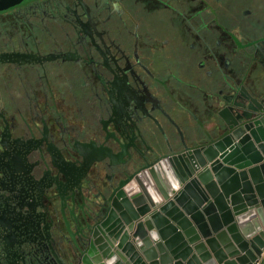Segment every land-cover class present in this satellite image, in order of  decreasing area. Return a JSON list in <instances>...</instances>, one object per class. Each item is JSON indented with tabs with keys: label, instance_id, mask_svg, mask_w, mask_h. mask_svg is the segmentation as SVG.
Masks as SVG:
<instances>
[{
	"label": "flooded vegetation",
	"instance_id": "obj_1",
	"mask_svg": "<svg viewBox=\"0 0 264 264\" xmlns=\"http://www.w3.org/2000/svg\"><path fill=\"white\" fill-rule=\"evenodd\" d=\"M210 6L208 0H0V223L12 241L19 218L51 239V199L59 204L75 191L78 211L84 194L107 198L147 163L171 155L168 146L199 130L193 122L202 126L185 98L209 120L212 104L229 95L227 81L264 80L241 78L249 59L238 45L242 35L205 23ZM157 12L164 22L152 17ZM245 41L264 66V38ZM193 68L205 69L204 78L196 79ZM179 70L187 72L182 84L212 83L215 96L196 102L179 88Z\"/></svg>",
	"mask_w": 264,
	"mask_h": 264
},
{
	"label": "water",
	"instance_id": "obj_2",
	"mask_svg": "<svg viewBox=\"0 0 264 264\" xmlns=\"http://www.w3.org/2000/svg\"><path fill=\"white\" fill-rule=\"evenodd\" d=\"M227 86L214 140L147 163L107 198L84 194L78 211L75 191L51 199V239L19 218L12 241L0 223V264H255L264 249V80L253 92Z\"/></svg>",
	"mask_w": 264,
	"mask_h": 264
},
{
	"label": "rangeland",
	"instance_id": "obj_3",
	"mask_svg": "<svg viewBox=\"0 0 264 264\" xmlns=\"http://www.w3.org/2000/svg\"><path fill=\"white\" fill-rule=\"evenodd\" d=\"M208 1L211 6L204 10L202 19L212 26L220 23L231 35H238V29L239 34L242 35L238 42L239 48L244 47V49L251 50L253 45L244 43L246 39L256 42L257 39L264 38V0ZM152 17L155 20L161 19L159 21L163 20V22L165 18L160 12L153 14ZM205 23L201 22L202 30L206 29ZM248 45L249 47H247ZM243 56L246 54L243 53ZM163 156L159 155L158 159Z\"/></svg>",
	"mask_w": 264,
	"mask_h": 264
},
{
	"label": "crops",
	"instance_id": "obj_4",
	"mask_svg": "<svg viewBox=\"0 0 264 264\" xmlns=\"http://www.w3.org/2000/svg\"><path fill=\"white\" fill-rule=\"evenodd\" d=\"M245 42H247V41H245ZM247 54L249 56V59L248 60L245 59V61H244L243 65H244V70L245 71L242 72V74H241L242 77L241 78L244 80L246 78V76H248V75H250L251 77L253 76V77L260 78L262 75H264V66H262L260 62H257L254 59L255 55H254L253 47L251 48V50H248ZM251 64H253L254 67H252V69L249 70L248 67H249V65L251 66ZM248 70L250 71V74H249ZM204 71H205V69L198 70V69L193 68V72L192 73L194 74L196 79L197 78H201L202 79V78H204V75H205ZM183 73L186 74L187 72H184L183 70H179V77L180 78L178 77V80H179L178 82L181 83V84H178V86H179V88H182V89L185 88V90L193 92L194 93L193 99L196 102L198 101V99L199 100H201V99L203 100L205 98L211 100L212 97L215 96L217 86H214L212 83H211V85H209L207 87H202V86H200V87L195 86L194 87V85H191V84H196V80L194 79V81L190 80L188 84L187 83H183L182 84V82L185 81V77L183 76ZM162 76H163V79L166 80L167 73L164 72ZM262 78H264V77H262ZM259 80H261V79H259ZM184 84H186V85H184ZM245 84H246V87H247V89L249 91H251V92L254 91L255 85H252V84L247 83V82ZM185 100L187 101L189 106H192L195 110H197V113H198L199 117L201 118V122L200 123L202 124V126H205L206 128L201 130L202 126L199 125L198 122H193L192 124L196 125V128L199 129V130H197V132L199 133L198 136H196V137L192 136V135H190L191 134L190 133L189 135L186 136L185 139H183V141H181V142L180 141L179 142L176 141L174 143V147L171 148V150H169L168 154L169 153L170 154H174V153H177V152L181 151L182 148L184 147V145H186L188 147H195V146H200L202 144L211 142L219 134V130L214 129L211 126V123H210V120L211 121L213 120V122H214V119H216V106L217 105H215L214 103L212 104L211 109H210V119L207 120V117H205L202 114L201 107L198 108L199 109V111H198V109H196L197 105L195 103L191 102V104H190V101L187 98H185ZM162 154L166 155L167 153L164 152ZM260 264H264V256H262L260 258Z\"/></svg>",
	"mask_w": 264,
	"mask_h": 264
},
{
	"label": "built area",
	"instance_id": "obj_5",
	"mask_svg": "<svg viewBox=\"0 0 264 264\" xmlns=\"http://www.w3.org/2000/svg\"><path fill=\"white\" fill-rule=\"evenodd\" d=\"M264 256V249H262L260 255H259V258L257 259L256 263L255 264H260V258Z\"/></svg>",
	"mask_w": 264,
	"mask_h": 264
},
{
	"label": "bare ground",
	"instance_id": "obj_6",
	"mask_svg": "<svg viewBox=\"0 0 264 264\" xmlns=\"http://www.w3.org/2000/svg\"><path fill=\"white\" fill-rule=\"evenodd\" d=\"M157 184V183H156Z\"/></svg>",
	"mask_w": 264,
	"mask_h": 264
}]
</instances>
